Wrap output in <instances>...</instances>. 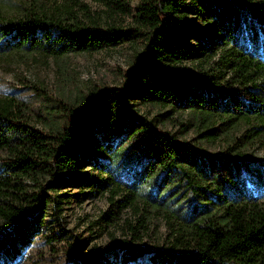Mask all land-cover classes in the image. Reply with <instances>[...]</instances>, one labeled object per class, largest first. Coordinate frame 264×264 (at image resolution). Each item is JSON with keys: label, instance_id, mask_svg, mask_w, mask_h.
Wrapping results in <instances>:
<instances>
[{"label": "trees", "instance_id": "obj_1", "mask_svg": "<svg viewBox=\"0 0 264 264\" xmlns=\"http://www.w3.org/2000/svg\"><path fill=\"white\" fill-rule=\"evenodd\" d=\"M48 1L51 5L25 9L19 18L0 15V54L59 58L115 45L129 33L112 20L127 15L132 0H90L102 7L104 26L97 16L76 17L78 0ZM134 1L136 26L130 32L146 41V52L137 59L148 71L140 78V101L164 110L155 117L184 112L176 124L192 130L190 142L176 141L122 106L125 118L118 116L113 108L119 95L97 89L86 101L109 117L98 126L105 128L92 146L107 159L91 162L98 174L92 176L78 154L82 136L75 107L60 101L55 114L44 118L21 100L0 98V263L27 246L46 218L60 226L68 195L61 189L73 181L77 195L86 189L106 200L109 216L100 219L120 235L79 264H122L138 257L152 264H264V205L244 196L233 180L235 167L246 162L241 149L264 141V59L244 46L240 33L241 25L249 24L252 41L259 36L264 43V0ZM186 62L198 67L196 74ZM213 68L224 69L227 78L221 82ZM219 140L229 157L204 156L196 148ZM199 157L210 160L203 167ZM119 170L127 177L117 176ZM251 177L252 188L264 184V172ZM151 183L155 190L142 201L152 207L158 197L154 206L164 202L175 217L159 248L137 245L148 228L136 204L141 186ZM159 189L168 191L166 197L157 196ZM182 205L195 211L179 217ZM124 209L133 221L117 214ZM50 235L45 239H53ZM106 254L110 260L101 262Z\"/></svg>", "mask_w": 264, "mask_h": 264}, {"label": "rangeland", "instance_id": "obj_2", "mask_svg": "<svg viewBox=\"0 0 264 264\" xmlns=\"http://www.w3.org/2000/svg\"><path fill=\"white\" fill-rule=\"evenodd\" d=\"M49 4L51 5V2L48 0H0V15L19 18L25 9L49 6ZM134 8L135 1L132 0L129 3L130 11L127 15L113 18L112 21L117 27L129 31L124 39L115 45L93 51L67 53L59 58L42 57L37 54H0V98L11 97L21 100L30 110L44 118L55 114L60 101L71 104L80 113L77 126L82 137L78 154L87 160L82 168L92 176H98V174L91 162L96 161L97 158L100 159L97 160L99 162L107 159L105 152L97 153L92 146L105 128L98 126L109 117L100 106L86 101L97 89L110 88L119 95L117 98L119 102L113 108L118 116L125 118L121 115L122 110L119 109L122 106L126 112L130 111L151 120L155 129L166 131L180 143H189L192 136L190 128L183 131L177 127L176 120L184 118V112L176 116L175 113L168 111L169 114L167 112L166 116L159 118L155 115L164 110L147 106L140 101L142 90L139 85L140 78L147 75L148 71L137 59L139 55L146 52V41L138 33L130 32V29L136 26ZM73 9L75 16L80 20H83L84 14H88L97 16L100 18L99 24L105 25L107 18L104 17L102 7L94 2L78 0ZM250 27L249 24L240 27L242 28L240 33L244 34L241 38L243 44L256 57L264 59V43L260 45L259 36L257 40L252 41ZM194 65V63H185V66L196 74L198 67L195 68ZM213 69L218 71L221 82L227 78L228 73L224 69ZM159 119L162 121L157 123L155 120ZM111 133L114 134L112 131ZM116 140L117 138H114L112 143ZM225 144L220 140L213 143L199 142L196 148L204 156L221 153L229 157ZM241 153L246 162L234 169L233 180L236 182V187L244 196H253L264 205V184L255 188L249 184L254 171L255 173L264 172V141H256L254 144L245 146L241 149ZM209 160L199 157L200 166L204 167ZM76 176L79 177L80 173L76 172ZM117 176L127 177L123 170H119ZM154 190L153 183L142 185L141 198L136 204L139 213L146 218L148 228V232L141 237L137 245L149 248L164 246L175 218L168 213L169 206L164 202L154 206L159 202L158 197L151 203L152 207L142 201L144 198H150ZM61 191L68 195L61 205L60 226L46 218L38 234L32 237L27 246H24L14 258L5 259L0 264H79L89 251L94 250L97 256L98 251L110 247L112 237L120 238L117 231L104 226L102 219L109 216L111 208L98 193L83 189L82 195H77V187L73 181H69L67 187L62 188ZM217 193L214 191L212 194ZM167 194V190L157 191L159 197H166ZM208 197L212 202H217L212 195ZM194 211L195 209L191 210L188 205H182L179 208V217H188V213L193 214ZM117 214L122 220L133 221L130 210L124 209ZM51 233L54 234L53 239H45L51 236ZM78 244L79 247L76 249ZM101 258V262L110 260L109 254ZM122 264L152 263L146 257H138Z\"/></svg>", "mask_w": 264, "mask_h": 264}]
</instances>
